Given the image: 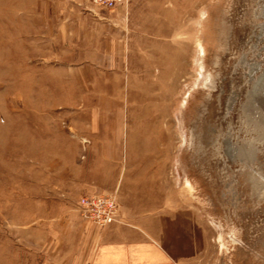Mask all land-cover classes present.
I'll return each instance as SVG.
<instances>
[{"label":"rangeland","instance_id":"obj_1","mask_svg":"<svg viewBox=\"0 0 264 264\" xmlns=\"http://www.w3.org/2000/svg\"><path fill=\"white\" fill-rule=\"evenodd\" d=\"M27 1L0 0V264L62 259L79 198L122 190L174 202L175 264H264V0H82L128 35L43 86Z\"/></svg>","mask_w":264,"mask_h":264},{"label":"crops","instance_id":"obj_2","mask_svg":"<svg viewBox=\"0 0 264 264\" xmlns=\"http://www.w3.org/2000/svg\"><path fill=\"white\" fill-rule=\"evenodd\" d=\"M85 4L82 0H28L25 4L29 9L25 17L31 20L22 35L25 72L33 70L35 80L39 77L38 85L43 86L44 73L51 72L49 64L61 70L60 66L66 64L65 70H72L80 63L79 55L88 54L85 50L100 54L107 49L118 50L123 35H128L122 15L106 16L93 5ZM35 7L40 10L35 11ZM49 8L55 9L50 12L53 17L49 16ZM16 34L8 33L12 40H17ZM122 192L118 202L120 222L101 227L76 216L70 226L77 238L70 241V253L62 259L59 255L50 258L47 264H175L176 240L184 239L173 234V224L178 222L169 219L168 213L151 214V210L162 206L174 207V202L168 198L160 204L159 196L151 192Z\"/></svg>","mask_w":264,"mask_h":264},{"label":"built area","instance_id":"obj_3","mask_svg":"<svg viewBox=\"0 0 264 264\" xmlns=\"http://www.w3.org/2000/svg\"><path fill=\"white\" fill-rule=\"evenodd\" d=\"M99 9L114 10L126 7L130 0H89ZM77 208L80 215L89 221L105 227L120 222L119 204L117 194L113 192L84 194L78 202Z\"/></svg>","mask_w":264,"mask_h":264}]
</instances>
